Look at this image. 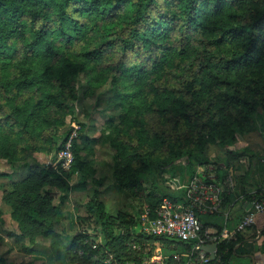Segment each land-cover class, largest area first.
<instances>
[{
  "label": "trees",
  "instance_id": "16d2710c",
  "mask_svg": "<svg viewBox=\"0 0 264 264\" xmlns=\"http://www.w3.org/2000/svg\"><path fill=\"white\" fill-rule=\"evenodd\" d=\"M79 73L86 94L107 83L118 100L120 111L116 120L109 117L107 131L114 186L148 196L152 217L162 197L183 200L185 192L184 185L178 194L144 191L153 165L182 159L186 183L195 165L210 163L207 143L222 146L255 128L253 115L257 107L264 110V0H0V157L55 156L70 132L59 136L57 128L71 113ZM96 140L76 133L70 138L68 169L58 162L33 166L2 188L19 230L7 233L21 241L23 251L34 249L22 239L32 244L37 236L48 238L57 251L61 240L54 224L64 215V193L52 203L42 188L53 184L69 190L70 175L88 170L81 152L91 151ZM9 175L0 171L1 177ZM217 176L218 184L206 180L220 187L222 208L224 172ZM151 187H157L154 179ZM85 210L101 219L103 241L93 242L85 231L73 233L63 247L77 252L74 264L138 263L151 254L153 240L169 249L167 261L173 264L172 252L189 247L145 232L138 219L130 223L110 215L96 197L85 202ZM199 217L207 223L206 217L219 216ZM115 222L133 229H116ZM260 235L264 239V228ZM239 239V232L221 237L209 262L228 264Z\"/></svg>",
  "mask_w": 264,
  "mask_h": 264
},
{
  "label": "rangeland",
  "instance_id": "374dc122",
  "mask_svg": "<svg viewBox=\"0 0 264 264\" xmlns=\"http://www.w3.org/2000/svg\"><path fill=\"white\" fill-rule=\"evenodd\" d=\"M75 83L76 96L70 102L71 113L66 116L64 124L57 128V134L60 136L65 130L75 128V133H88L96 136L97 140L89 146L91 151L81 152L82 157L88 161V170L81 176L78 173L70 175L68 182L72 186L69 190L63 192L61 188L53 184H45L42 188L51 195L52 203H57L59 195L64 193L62 210L68 214H64L54 224L55 229L60 233L61 240L58 243L57 251L49 246V239L43 236H37L32 244L27 242L26 239H22L25 245L34 249L32 252L23 251L20 247L21 241L15 240L7 233L9 230L15 232L19 230L16 221L9 216L8 205L1 198V190L3 187L9 186V178L11 180L17 179L33 166L54 165L58 161L57 157L53 156L54 153L45 154L41 152H34L25 158V161H7L5 158L0 157V171H6L10 174L9 177L0 176V264H65L66 261L68 264L74 263L72 258L74 259L77 252L66 251L62 244L63 239H69L76 231H85L90 233L93 242L103 241L101 219H97L95 215L86 216L85 202L95 197L102 201L103 210L110 215H121L123 218H128L130 223L138 219L141 227L144 225L141 222V215L148 208L149 197L143 196V194L134 196L127 191L117 190L111 173L113 148L108 143L107 131L108 123L110 120H116L120 111L118 100L108 89L107 83L95 86L89 94L84 92L87 85L83 75L77 74ZM262 111L264 110L257 107L255 113L264 121L261 116ZM78 122L84 126L79 128ZM240 137L241 135L238 133L232 142H225L222 146L216 141L207 143L204 150L206 158L210 160V163H213L212 161L218 159L220 155L230 153L234 157L233 154L237 152L234 146L240 140ZM197 159L198 157L194 158V161L196 162ZM208 166L207 163L195 165L191 178L193 179L194 176L199 178ZM150 170L143 180L144 191L149 193L153 191L156 195H159L162 191L178 194L188 173L182 159H178L174 164L161 167L153 165ZM153 179L157 184L156 188L151 187V180ZM117 223L114 224L116 229H123L124 227L129 230L133 229V225L130 223L127 226L123 223L117 225ZM62 234L64 238L61 237ZM152 243L154 248L151 254L161 253L166 259L167 254L170 252L169 249L158 241L153 240ZM57 252L59 257L56 258L55 254ZM242 259L244 257L233 256L228 264H241Z\"/></svg>",
  "mask_w": 264,
  "mask_h": 264
},
{
  "label": "built area",
  "instance_id": "2783aa9c",
  "mask_svg": "<svg viewBox=\"0 0 264 264\" xmlns=\"http://www.w3.org/2000/svg\"><path fill=\"white\" fill-rule=\"evenodd\" d=\"M75 128H72L64 145L60 148L55 157L63 169H68L72 159L70 151V138L74 136ZM184 199H171L162 197L161 201L154 208V215L148 216V209L141 215L142 228L155 235H163L178 241L189 244L184 250H174L171 258L173 264H211L210 256L203 245L215 242L226 236L233 237L236 232H240L254 224L256 213L264 209V181L255 189L247 199L246 207L241 213L234 227L228 233H220L212 226L204 223L199 214L219 212L224 213L220 207V187L206 180V175L198 178H190L184 183ZM216 245L213 248L215 255ZM161 253H154L144 258L138 263L129 264H169L167 257Z\"/></svg>",
  "mask_w": 264,
  "mask_h": 264
},
{
  "label": "crops",
  "instance_id": "0c3cea01",
  "mask_svg": "<svg viewBox=\"0 0 264 264\" xmlns=\"http://www.w3.org/2000/svg\"><path fill=\"white\" fill-rule=\"evenodd\" d=\"M261 116L264 118V111ZM253 117L255 128L240 134V140L234 146L237 151L233 154L234 157L230 153L220 155L218 159L212 161L213 163H207L209 166L203 172L208 179L211 178L217 184L219 183L217 175L220 171L225 175L227 203L222 207L225 214L217 212L219 217L216 219L206 217L212 230L216 229L222 234L228 233L234 227L246 207L247 199L264 181V121L256 113ZM213 222L218 223L219 227L213 225ZM262 228L264 210L256 214L253 225L239 232L240 239L233 241L234 253L231 257H244L241 264H264V239L260 235ZM61 237L64 238L63 234ZM67 242L68 239L65 238L62 244ZM66 262L64 263L68 264Z\"/></svg>",
  "mask_w": 264,
  "mask_h": 264
},
{
  "label": "water",
  "instance_id": "95a60500",
  "mask_svg": "<svg viewBox=\"0 0 264 264\" xmlns=\"http://www.w3.org/2000/svg\"><path fill=\"white\" fill-rule=\"evenodd\" d=\"M215 245V242H210L203 245V248L208 251L210 259L214 258L213 248L215 247Z\"/></svg>",
  "mask_w": 264,
  "mask_h": 264
}]
</instances>
